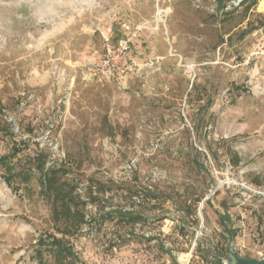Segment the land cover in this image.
Returning <instances> with one entry per match:
<instances>
[{"label":"rangeland","instance_id":"obj_1","mask_svg":"<svg viewBox=\"0 0 264 264\" xmlns=\"http://www.w3.org/2000/svg\"><path fill=\"white\" fill-rule=\"evenodd\" d=\"M260 4L0 0V157L21 169L44 154L70 169L87 202V223L68 238L76 264H215L225 227L238 255L264 258ZM250 23L262 27L246 33ZM124 24L139 30L137 66L100 81L89 67ZM5 176L0 164V264H55L37 254L41 236L61 237L38 175L14 187ZM92 182L104 190L95 203Z\"/></svg>","mask_w":264,"mask_h":264},{"label":"trees","instance_id":"obj_2","mask_svg":"<svg viewBox=\"0 0 264 264\" xmlns=\"http://www.w3.org/2000/svg\"><path fill=\"white\" fill-rule=\"evenodd\" d=\"M258 4V0H241L240 5L245 6V12L249 13ZM221 10L224 6L220 7ZM229 12H227L228 14ZM250 23V29L246 32H253L262 27V24L258 26H252ZM212 102L202 106L205 109L211 107ZM215 153L212 152L213 158H216ZM36 164L32 167H22L18 169L12 164L10 156L0 157V164L6 171L5 181L10 187H14L16 182L20 184L28 185L33 176L36 174L40 180V193L46 200L51 204L52 218L55 223L57 234H48L41 236L38 241V259L44 261L45 253L52 257L55 264H76L78 261L77 254L75 252L73 244H71L69 237H74L81 227L86 224L85 209L87 202L83 201L82 196L77 193L79 190V184L65 177L70 173V169L64 165H48L47 156L40 154L35 160ZM103 184L101 182L90 183L85 189L84 193L88 195L91 203L97 202L101 195L104 194L102 189ZM134 190L129 188L124 191L129 198H133ZM210 200L207 201L208 204ZM117 214L125 219L129 224L135 225L143 222L144 218L141 215L136 214L133 210L125 208L116 209ZM222 222L224 217L220 216ZM226 233L229 238L234 239L236 237V230L225 227ZM225 240L227 241V239ZM228 249L226 248L223 252L217 254L215 264H223V260L227 255Z\"/></svg>","mask_w":264,"mask_h":264},{"label":"built area","instance_id":"obj_3","mask_svg":"<svg viewBox=\"0 0 264 264\" xmlns=\"http://www.w3.org/2000/svg\"><path fill=\"white\" fill-rule=\"evenodd\" d=\"M240 1L238 0L239 3ZM122 30L123 37L117 42H112L110 36L105 37L104 56L89 67L90 74L100 81L124 78L137 66L131 53L139 30L129 24H124Z\"/></svg>","mask_w":264,"mask_h":264},{"label":"water","instance_id":"obj_4","mask_svg":"<svg viewBox=\"0 0 264 264\" xmlns=\"http://www.w3.org/2000/svg\"><path fill=\"white\" fill-rule=\"evenodd\" d=\"M206 200H208V198ZM230 240H233V239H228V248H227L228 251L223 261V264H264V258L254 259L248 256L238 255L234 242H231ZM193 250L194 248L191 250V252H193Z\"/></svg>","mask_w":264,"mask_h":264},{"label":"bare ground","instance_id":"obj_5","mask_svg":"<svg viewBox=\"0 0 264 264\" xmlns=\"http://www.w3.org/2000/svg\"><path fill=\"white\" fill-rule=\"evenodd\" d=\"M259 11L263 12L264 11V0H261V4L259 7Z\"/></svg>","mask_w":264,"mask_h":264}]
</instances>
